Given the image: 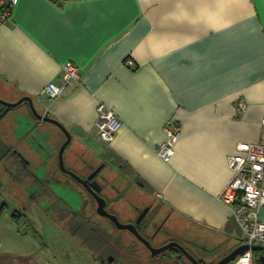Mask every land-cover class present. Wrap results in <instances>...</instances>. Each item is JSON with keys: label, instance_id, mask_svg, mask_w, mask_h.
Here are the masks:
<instances>
[{"label": "crops", "instance_id": "0c3cea01", "mask_svg": "<svg viewBox=\"0 0 264 264\" xmlns=\"http://www.w3.org/2000/svg\"><path fill=\"white\" fill-rule=\"evenodd\" d=\"M68 61L79 68V81L58 97L39 95ZM0 83L33 98L75 147L96 152L192 232L206 234L208 247L224 244L220 255L242 244L232 207L217 196L231 178L236 144L261 139L264 0H18L0 24ZM99 102L121 121L110 142L95 130ZM169 122L180 131L165 162L155 148ZM46 130L36 123L28 146L39 168L53 161L57 137L41 139ZM0 137L6 172L14 161L9 138ZM36 185L32 197L46 190ZM258 215L264 220V207ZM49 253L3 210L0 264H57Z\"/></svg>", "mask_w": 264, "mask_h": 264}, {"label": "flooded vegetation", "instance_id": "af4514ba", "mask_svg": "<svg viewBox=\"0 0 264 264\" xmlns=\"http://www.w3.org/2000/svg\"><path fill=\"white\" fill-rule=\"evenodd\" d=\"M10 93H12V91L3 88L2 84L0 83V136H3L5 134L7 135V137L9 138L8 143L10 145V147L8 148L9 156H12L17 160V164H12V162L8 164L11 167L4 168L6 172L9 174V176H11L12 180H17L16 175H20L22 178V182H29V185H26L28 184L26 183L25 186L31 187L32 184L34 186L38 184L41 190L42 188L46 187V190L39 193L37 196L32 197V195H30L31 199L33 198L36 203L39 202V205L42 207L40 209L46 211L49 215H56V217L59 218L60 222L65 225L68 232H74L77 237L79 235L80 243H84L88 248H93V251H98L100 253L99 257L102 258V263L104 260L109 264H126L129 257L127 252L125 253L124 251L125 243L123 244L121 242L123 238H121L117 233L106 231L102 226L100 228L98 226L99 222L93 219L94 215L105 218L115 229L120 230L110 218L102 215L100 216L99 212L97 211L98 202L93 193L97 187H100V190L97 194L101 196L105 201V210L109 212V214L117 217L118 212L115 211L112 206L116 205L115 203H117V200L121 199L119 198L121 195H126L132 189L140 188L138 184L127 179L126 177H123L121 181L125 182L122 183L120 179V182H116L118 183V185L122 184V188H120V186H116V184L105 175L106 171L104 170L106 169V167L108 170L115 167L102 157H98L97 163H95V165H90L88 168V172L84 175L66 168L64 160L63 165L67 171L61 169L59 167L57 153L59 152L62 144L67 140V136L63 131L60 130L64 135L63 137H61L58 131L54 129L55 127L49 126V121L48 124H45V128L47 130L45 131V133H42L41 139H48V135L50 136L51 133L56 135L57 138L54 144L55 148L54 152H52L53 161L51 162L45 160V162L42 163V168H39L37 165L35 166V163L31 162L29 159L30 148H28V146H30L31 144V139L37 136V134H35L34 130L32 129V126L34 128L33 123L36 121V119L34 118V116H32L31 110L29 108V102H27V96L22 94L14 95L13 93L11 98H8L6 95ZM4 102L19 103L13 107H7ZM36 109L39 114L48 115L41 113L37 107ZM13 118H16L18 121H20V123H17L16 127L13 126L12 128L9 127V124H7V122H10ZM3 143L4 141L0 137V157L3 155L1 148L3 146ZM70 143L71 140L66 145L65 149ZM35 144H37L36 141ZM25 145L28 149L27 152L24 149ZM45 159H47V157ZM53 165H58L61 172L63 173L61 176H59L55 171L49 173ZM33 167H35V169L31 171V168ZM103 170L104 172H102ZM94 173L95 175L92 176V174ZM62 177H65L64 180L69 178L74 180V184L81 189V191L83 192L82 208H86V210L83 209L82 211V208L73 207L71 204H69L59 196V193L56 189L47 187L48 184L52 185L53 182H57L54 179L60 181L57 178L61 179ZM106 182L109 183V190L113 192V194L111 195L109 194V190L104 191ZM32 191L33 189L30 192ZM133 192H135V190H133ZM133 199L134 201L142 202V205L140 207L135 203L130 202L131 209H134L137 212L136 216L130 221V223L134 224L138 233L146 238L151 245L152 239L154 237L157 238L161 233H165L166 236L164 239L159 240L160 243H158L156 246L152 245L155 248L173 243L171 247L159 253H164V255L169 256V260H166L165 257H161L159 254L155 255L156 257L151 256L150 250L141 241V245L150 254L149 261L146 264H176V260L178 258H181V255L185 256L190 264H192V262L186 256L185 251L195 256L200 264H215L222 258V255H220V253H223V249L225 248L224 244L218 243L212 247H208V238L207 236H205L206 234H195L194 231L192 232V226L190 224H185V222L178 220V218L174 217L171 214L170 210H168L167 208L165 210L162 205L155 204L154 202H152V197L147 196L143 192H136ZM90 205L91 207H89ZM141 215L142 219L139 223H136L137 219H139ZM168 222L171 223L169 227L166 226ZM84 229H88V233H83L85 232ZM127 231L134 238L136 237L131 231ZM99 233L104 235L105 238L98 236L97 234ZM138 242L140 241L138 240ZM101 253L104 255H102ZM228 253H225V255ZM207 254H212V256L206 258Z\"/></svg>", "mask_w": 264, "mask_h": 264}, {"label": "rangeland", "instance_id": "374dc122", "mask_svg": "<svg viewBox=\"0 0 264 264\" xmlns=\"http://www.w3.org/2000/svg\"><path fill=\"white\" fill-rule=\"evenodd\" d=\"M2 87L6 88L4 85ZM9 88L11 90H8L12 91V93L6 95L8 98H11L13 93L14 95L20 94L15 93L14 88ZM45 122L46 121H40L38 122V125H40L42 129H44L45 124H48V122ZM49 126L55 127L54 129L58 131L61 137L64 136L56 125L50 123ZM75 146L76 144L71 141V143L65 149L63 155L64 164L66 168L74 170L77 173L84 175L88 172V168L90 165H95V163H97L98 157L100 156L92 150L89 153L87 150ZM24 149L26 152L28 151L26 145ZM9 157L10 161L13 160L14 163L17 164L16 159H14L12 156H8V158ZM5 164L8 165L7 162ZM58 168V165H53L50 170L51 173L55 171L59 176H61L63 173L61 172L60 168ZM104 170L106 171L105 175L109 177V179H111V181L114 182L116 186H120V188H122V184L118 185V183H116L117 181H119V179L121 181V179L123 178L120 172H118L115 168H111L110 170H108L106 167V169ZM104 170L102 172H104ZM64 178L65 177H62L61 179L57 178L60 181L54 179L57 182H53L52 185H49V187L56 189L59 193V196L65 201H67L69 204H71L73 207L82 208L83 192L80 188H78V186L74 184V180L70 178L64 180ZM16 179L17 180H12L11 176H9V174H7V172H5L1 168L0 199L2 201H0L2 203L4 202L6 204V209L10 210L11 212H20V215L18 217L20 225L22 227H27V225L29 226L33 236L36 238L37 246L40 245L42 251H49V257L52 261L56 262L57 264H109L106 263L104 260L102 263V258L99 257L100 253L98 251H93V248H88L84 243H80L79 235L77 237L74 232H68L65 225L60 222L59 218H57L56 215H49L46 211L40 209L42 207L39 205V202L36 203L35 200L31 199V192L29 191V187L25 186V184L28 182H22V178L20 175H16ZM121 182L123 183L125 181ZM109 189V183L106 182L104 191H108ZM133 190H135V192H133ZM139 191V188L132 189L126 195H121L119 197L121 199L117 200V203H115L116 205L112 206V208L118 212L117 217L122 223H130V221L137 214L136 210L131 209L130 202L135 203L139 207L142 205V202L134 201L133 199L135 193H138ZM109 194L111 195L113 194V192L109 190ZM152 202L157 205H160V203L155 200H152ZM89 207H91V205ZM162 207L166 210L165 206L162 205ZM83 209L86 210V208H82V211ZM93 219L99 222L98 226L100 228L102 226L106 231L111 233H117L121 238H123L121 242L123 244L125 243L124 251L125 253L127 252L128 257L132 260V264H146L149 261V252L141 245V241L137 238L140 241L138 242L136 237L134 238L126 229L117 230L110 224L107 219L98 217L97 215H94ZM25 220H28L27 224L25 223ZM187 223L188 222H185V224ZM170 224L171 223L168 222L166 226L169 227ZM84 230L85 232L83 233H88V229ZM97 235L105 238V236L101 233ZM165 236V233H161L158 237L156 236L157 238L154 237L152 239V245L156 246L158 243H160L159 240L164 239ZM259 252L260 253L258 256L264 254L263 250H260ZM135 260H137L138 262Z\"/></svg>", "mask_w": 264, "mask_h": 264}, {"label": "built area", "instance_id": "2783aa9c", "mask_svg": "<svg viewBox=\"0 0 264 264\" xmlns=\"http://www.w3.org/2000/svg\"><path fill=\"white\" fill-rule=\"evenodd\" d=\"M18 0H0V24L11 19L12 11ZM127 64H132L131 60ZM80 79L79 68L71 61L61 66L57 82H50L43 86L39 95L55 98L74 86ZM244 109L243 104H239ZM97 116L95 130L98 139L110 142L121 126L116 114L104 103L96 106ZM261 139L257 142H238L234 152L229 156L228 163L231 178L218 194L219 201L232 207L235 218L243 231V244L264 246V220L258 215L259 208L264 207V106L260 121ZM166 137L155 148L158 156L169 162L174 153V144L179 134L176 122L165 124ZM229 264H259L253 250L248 249L238 255Z\"/></svg>", "mask_w": 264, "mask_h": 264}, {"label": "water", "instance_id": "95a60500", "mask_svg": "<svg viewBox=\"0 0 264 264\" xmlns=\"http://www.w3.org/2000/svg\"><path fill=\"white\" fill-rule=\"evenodd\" d=\"M27 100H28L27 102H29V108L31 110L32 116H34V118L36 119V121L33 123L34 127L36 126V123H38L40 121H46V122L49 121L50 123L55 124L61 131L64 132V134H66V136H67L66 139L67 140L60 147L59 152L57 153V158H58L59 167L61 169L65 170V171H67L65 169L64 165H63V152L65 150L66 145L71 140V135H70L69 131L59 121L49 117L48 115L39 114L37 112L36 106H35V104L33 102V99L31 97L27 96ZM19 102H21V101H19ZM19 102H17V103L4 102V104L7 107H13V106H16ZM32 129L34 130L33 126H32ZM69 173H71V172H69ZM93 175H95V173L92 174V176ZM99 190H100V187H97L94 190V193H93L95 195V197H96L97 202H98L97 211L99 212V214L102 215V216L110 218L119 229H127V230L131 231L140 241H142L146 245V247L150 250L151 256H155V255L159 254L160 252L168 249L169 247H171L173 245V243H169V244L163 245L161 247H157V248L153 247L146 238H144L141 234L138 233V231L136 230L134 224H132V223H121L117 219V217L109 214V212H107L105 210V201L103 200V198L101 196H99L97 194ZM141 219H142V215L139 217V219H137L136 223H139ZM249 248L252 249L253 251L264 250V246L263 245H252V246H249L248 244H243L242 243V244L236 246L235 248H233L228 254L223 256L215 264H229L238 255L243 254ZM185 254L188 257V259L192 262V264H200V262L197 260V258L195 256L191 255L187 251H185ZM259 258H260V260L262 262H264V257L263 256L259 257Z\"/></svg>", "mask_w": 264, "mask_h": 264}, {"label": "trees", "instance_id": "16d2710c", "mask_svg": "<svg viewBox=\"0 0 264 264\" xmlns=\"http://www.w3.org/2000/svg\"><path fill=\"white\" fill-rule=\"evenodd\" d=\"M5 208H6V204L5 203H2L1 205H0V214L3 212V210H5ZM19 215H20V212H18V211H12V216L13 217H15V218H17L18 219V217H19ZM260 251V250H259ZM259 251H253V256H254V258H255V260L259 263V264H262V263H264V262H262L261 260H260V258L259 257H264V254H262L261 256H258L259 255ZM264 252V251H263ZM161 257H165L166 258V260L169 258V256H166V255H164V253H161V254H159ZM225 256V255H224ZM156 257V256H155ZM223 257V256H222ZM172 259V258H171ZM169 260V259H168ZM135 261H137V260H135ZM138 262V261H137ZM126 264H132V260L130 259V258H128L127 259V263ZM133 264H136V263H133ZM137 264H139V263H137ZM176 264H190V262L187 260V258L185 257V256H182L181 255V258H178L177 260H176Z\"/></svg>", "mask_w": 264, "mask_h": 264}]
</instances>
